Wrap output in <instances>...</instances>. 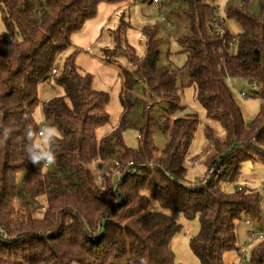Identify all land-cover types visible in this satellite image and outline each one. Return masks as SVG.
<instances>
[{"label": "trees", "instance_id": "obj_1", "mask_svg": "<svg viewBox=\"0 0 264 264\" xmlns=\"http://www.w3.org/2000/svg\"><path fill=\"white\" fill-rule=\"evenodd\" d=\"M132 1L150 0H45L40 9L30 0H0L7 29L21 34V39L0 34V264H177L172 245L182 225L170 211L188 220L199 218L200 231L190 247L200 264H228L226 253L240 250L239 223L250 218L260 224V193H228L222 185L235 180L245 161L264 165V3L257 16L249 13L248 0L227 9V17L241 29L234 36L223 15L224 24L216 28L215 0H183L192 31L181 40L188 47L185 68L198 102L226 134L219 141L209 132L214 155L203 162L206 175L194 182L187 165L200 162L199 156L190 157L198 116L165 122L169 141L160 153L155 134L162 125L150 117L152 105L134 96L144 83L145 94L156 104L182 109L179 71L159 67L155 31H144L145 58L128 43L130 25L124 19L113 33V54L127 58L137 78L126 73L123 117L101 139L98 131L110 122V95L94 89L93 76L82 73L75 55L57 69L73 36L98 15L101 5H115L120 11ZM232 79L248 80L261 100V111L251 125L231 91ZM51 80L65 90V96L43 104L45 120L59 133L53 136L35 118L38 87ZM139 103L144 105L146 124L135 151L126 146L124 133L134 126L130 116ZM45 148L54 153L55 163L46 166L42 157L33 164L28 150L42 156ZM115 160L124 168L130 162L135 165L117 187L111 168ZM96 164L107 166L103 185L97 181ZM50 169L55 173H47ZM20 188L27 200L24 208L16 207ZM43 198L47 206L41 204ZM41 210L38 218L35 214ZM240 257L245 261L248 255ZM250 264H264V240L254 247Z\"/></svg>", "mask_w": 264, "mask_h": 264}, {"label": "rangeland", "instance_id": "obj_2", "mask_svg": "<svg viewBox=\"0 0 264 264\" xmlns=\"http://www.w3.org/2000/svg\"><path fill=\"white\" fill-rule=\"evenodd\" d=\"M36 9H40L41 4L45 0H30ZM160 4H154L152 0L143 3H135L134 1L121 7L111 4H103L99 8L98 15L88 21L82 31L72 38V45L66 49L60 56L57 69L61 71L66 60L75 55V60L82 73L93 76L94 89L106 92L110 95V122L98 131V137L101 139L116 128L123 117V105L121 102V94L126 83V73H130L137 78L136 68L127 58L115 56L113 49L115 48V40L113 33L118 29L121 20L124 19L130 26L126 32L128 43L135 49L140 58L146 56V35L145 30H153L156 38L160 40V58L159 67H168L172 70L179 71L178 88L182 94L180 106L182 109L172 111L166 106L156 104L151 95L145 94L146 85L139 84L135 91V99L152 105L149 110L151 118L157 119L162 129H158L155 134V145L160 153L166 147L169 138L164 132V124L169 120L174 121L178 118H184L188 115L196 114L200 120V125L196 138L190 150V157H198L200 165L210 159L214 155V147L208 138L209 132H212L219 141L225 140V131L222 125L208 118L205 109L200 105L195 96V87L191 85V77L187 71L186 64L188 47L181 44V40L185 37L192 36L191 21L185 13L187 4L183 0H160ZM248 11L252 15L261 13V5L264 0H248ZM241 0H215L214 6L222 8V15L226 19V25L232 35L236 36L241 32L240 27L234 20L227 17V9L230 6L239 5ZM3 11L0 8V34L7 38H12L13 34L21 39L19 29H14V33L10 32L4 21ZM105 35L106 40H103ZM234 52V51H233ZM112 53V54H111ZM231 91L237 104L241 107L246 124L251 125L261 111V100L256 97L254 87L245 79L229 80ZM244 91L247 97H243L241 92ZM65 96V90L62 86L51 80L42 83L38 87V97L40 105L35 111V118L38 124L48 133L49 129H54L51 123L45 120L43 104L55 98ZM158 99L157 96H154ZM144 105L139 103L134 107L130 120L134 125L124 133V141L129 149L138 151L140 147L139 131L145 126ZM42 147L46 144H40ZM187 165L190 172L189 180L196 177L202 178L206 175L207 170L204 165ZM47 173H55L52 169ZM24 175L20 176V187ZM223 189L232 193L238 189L246 191H258L262 197L261 204V222L260 224L253 222L250 218H244L239 223L238 228V247L240 250H234L226 253L225 260L228 264H250L251 254L258 241H254L250 232L255 229L264 227V165L260 161L248 160L242 164L239 174L231 183H224ZM27 200L23 197L22 189L16 199V207L24 208ZM41 204L47 206V199H41ZM34 208L40 205L34 204ZM154 209L158 210V206L154 205ZM43 211H37L35 214L38 218L43 216ZM181 225L180 233L174 238L173 251L177 264H200L198 258L192 252L190 247L191 239L200 231L199 218L188 220L182 214L174 211L169 212ZM247 221L253 222L248 225ZM248 258L241 260L243 251H246Z\"/></svg>", "mask_w": 264, "mask_h": 264}, {"label": "built area", "instance_id": "obj_3", "mask_svg": "<svg viewBox=\"0 0 264 264\" xmlns=\"http://www.w3.org/2000/svg\"><path fill=\"white\" fill-rule=\"evenodd\" d=\"M153 1L156 4H160V2H161L160 0H153ZM221 11H222V8L219 7V9H218V22L216 23V28H218V29L220 28L221 25L224 24ZM103 38H104V36H103ZM54 74H57V71H55ZM241 95L243 97H247V94L244 91L241 92ZM43 134H44L43 132L40 133V135H39L40 138L43 137ZM47 166H49V165H47ZM111 168L113 170L112 171V181H113L114 186L117 187L116 186L117 183L122 180L126 171L134 169L135 165L133 162H130L129 165L124 168L123 165L119 161L115 160L111 163ZM106 169H107V166H104L101 164H96L94 167V171H95V174L97 176V181L100 185H103V183L105 181V175L107 174ZM133 171H135V170H133ZM212 172L213 171H211L210 173H212ZM197 181H198V179H195L194 182H197ZM0 234H3V231H0ZM251 237L255 241H263L264 240V229H262L258 232H254L251 235ZM246 252H247V249H246V251H243V254H242V257L244 259H246V256H247Z\"/></svg>", "mask_w": 264, "mask_h": 264}, {"label": "clouds", "instance_id": "obj_4", "mask_svg": "<svg viewBox=\"0 0 264 264\" xmlns=\"http://www.w3.org/2000/svg\"><path fill=\"white\" fill-rule=\"evenodd\" d=\"M48 135H59L55 129H49ZM45 144H47V140H45ZM29 158L33 164L39 163V160L43 157L45 159V165H51L55 163L56 157L53 152L48 151L46 148L42 151V156H34L31 154V151L28 150Z\"/></svg>", "mask_w": 264, "mask_h": 264}, {"label": "crops", "instance_id": "obj_5", "mask_svg": "<svg viewBox=\"0 0 264 264\" xmlns=\"http://www.w3.org/2000/svg\"><path fill=\"white\" fill-rule=\"evenodd\" d=\"M103 40H104V41L106 40V37H105V35H104V38H103Z\"/></svg>", "mask_w": 264, "mask_h": 264}]
</instances>
